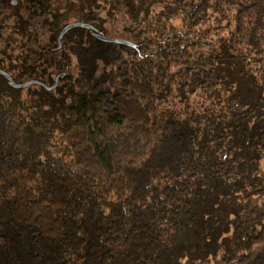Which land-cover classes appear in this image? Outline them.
<instances>
[{
	"label": "trees",
	"instance_id": "obj_1",
	"mask_svg": "<svg viewBox=\"0 0 264 264\" xmlns=\"http://www.w3.org/2000/svg\"><path fill=\"white\" fill-rule=\"evenodd\" d=\"M76 3L73 23L135 47L75 27V76L0 75V264H264V0Z\"/></svg>",
	"mask_w": 264,
	"mask_h": 264
},
{
	"label": "rangeland",
	"instance_id": "obj_2",
	"mask_svg": "<svg viewBox=\"0 0 264 264\" xmlns=\"http://www.w3.org/2000/svg\"><path fill=\"white\" fill-rule=\"evenodd\" d=\"M14 2V4H12ZM72 2V0H71ZM51 8L55 9L57 15L65 16L67 23H73L76 17L80 16V5L77 3L73 5L64 4V0H52ZM27 5L21 0H0V68L8 72L15 82L23 84L26 82H36L27 88L30 92L35 93L39 86H46L48 90L54 89L60 84L59 81L55 84V80L60 79L61 76L69 72L72 75L77 73V59L71 53L70 58H64L68 67L61 66L63 53L66 51L68 43H63V37L58 41L60 32L52 34L48 25L44 22L50 21V16L31 17L25 8ZM69 7H73L68 10ZM31 9L30 11H34ZM85 13H88L87 11ZM5 16V17H4ZM20 16L24 19H30L29 26L24 25V31L21 34L16 33L14 27L15 17ZM114 26L111 29L107 25L109 33L112 35L116 30V26L121 23L120 20H115ZM29 27V28H28ZM30 31L32 34H30ZM37 34V36H35ZM64 36V35H63ZM60 43V46L58 44ZM68 55V54H66ZM25 61H35L38 68L34 74H29L32 78L26 75L27 69L24 70L23 63ZM28 75V74H27ZM23 82V83H22ZM55 86L53 87V85ZM28 87V86H27ZM53 87V88H52ZM26 88V87H25ZM51 88V89H50ZM27 92L26 90L24 91ZM25 95V94H24ZM260 172L264 173V160L260 164ZM264 201V197L260 198L258 202ZM225 254V253H224ZM221 253L217 255L216 261H220ZM226 259H230L229 253ZM203 262L210 264L206 259ZM215 264V263H212ZM220 264H222L220 262Z\"/></svg>",
	"mask_w": 264,
	"mask_h": 264
},
{
	"label": "water",
	"instance_id": "obj_3",
	"mask_svg": "<svg viewBox=\"0 0 264 264\" xmlns=\"http://www.w3.org/2000/svg\"><path fill=\"white\" fill-rule=\"evenodd\" d=\"M75 27H79V28H84V29L90 30V31L93 33V35L95 36V38L99 39V40L102 41V42L114 43V44H119V45H126V46L131 47V48H134V47H135V45H133L132 43H130V42L127 41V40H124V39H117V38H109V37H106V36H104V35L97 34V33L93 32L94 29H93V27H92L91 25L86 24V23H79V22H76V23H70V24L64 26V27L62 28V30L60 31V34H59V36H58V41H60V39L63 37V35H64L68 30L73 29V28H75ZM58 44H59V46H60V43H59V42H58ZM0 75L3 76V77H5V78L9 81L10 85H11L13 88H17V89H23V88H25V87H27V86L33 84V83H36V82H33V81L26 82V83H23V84L14 83V82L12 81V79L10 78V76H9L5 71H3V70H1V69H0ZM57 81H58V78L55 80V84L57 83ZM55 84L53 85V87L55 86ZM53 87H52V88H53ZM50 89H51V88H50ZM256 193H258L257 190L251 192L249 195H247V197H248V196H251V195H254V194H256Z\"/></svg>",
	"mask_w": 264,
	"mask_h": 264
}]
</instances>
